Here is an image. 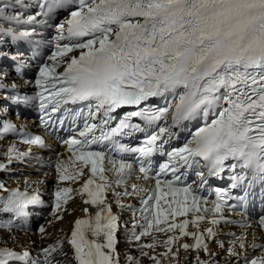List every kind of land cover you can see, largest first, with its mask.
Listing matches in <instances>:
<instances>
[{
    "label": "snow or ice",
    "instance_id": "obj_1",
    "mask_svg": "<svg viewBox=\"0 0 264 264\" xmlns=\"http://www.w3.org/2000/svg\"><path fill=\"white\" fill-rule=\"evenodd\" d=\"M34 6L39 11L25 18L16 11L18 7H29L24 0L0 3V34L13 40L27 39L35 28L17 34L13 26L25 24L55 27L57 31L56 51L49 57L53 63L42 65L35 80L40 90L31 96H13L11 100L38 102L39 110L48 117L41 118L46 128L55 127L50 113L61 111L62 105L89 108L79 132L82 139L65 141L71 156L55 163L60 181L75 182L85 169L90 173L75 191L81 196L87 194L84 203L97 211L87 219L75 221L67 241L74 250L75 264H120L119 223L107 201L109 192L115 203L133 211V216L135 211L141 213L143 223L133 222V229L141 231L133 230V239L139 241L142 236L151 235V230L172 232L166 245L181 236H190L194 243L181 247L211 255L206 240L214 239L215 234L211 227L199 231L201 222L235 223L224 218V211L225 207L234 211L237 205H229L228 200L233 198L217 189L216 200L207 207L209 202L199 193L208 178H219L227 169L231 172V188L250 189L259 182L264 189V0H37ZM58 9H71L70 18L53 24ZM76 50L78 56H69ZM61 63L66 66L57 72ZM7 87L0 84V88ZM153 97L163 98L166 106H147ZM142 104L145 106L140 107ZM123 106H136L138 110L110 127L115 119L111 114ZM93 107L95 113L91 111ZM63 111L60 126L65 117L83 116L82 109L74 112L65 107ZM101 111L104 118L92 123ZM133 117L141 118L147 126L156 125L158 131L148 132L147 127L132 123ZM161 120L165 126H159ZM194 120L199 126L193 130L185 122ZM177 128L190 137L180 147L172 146L173 139L179 138L174 131ZM10 130L15 131V125L5 122L0 137ZM133 132L146 133L142 146L130 147L115 139ZM23 142L45 144L40 136H29ZM93 145L99 150H92ZM125 153L136 154L132 159L139 164L138 169L128 162ZM156 154L167 156V162L160 164L158 170L153 169L152 157ZM24 155L14 145L8 149L9 161ZM4 167L0 164V169ZM169 173L170 178L162 179ZM133 176L154 181V187L129 185ZM73 191L70 187L56 190L53 215L68 203ZM248 195L245 191L244 196L235 199L243 206ZM129 196H139L142 207L133 210V205H124L123 198ZM36 203H43L38 195L29 196L16 189L0 198V213L26 217L28 205ZM189 214L191 218H187ZM177 217L186 218L177 221ZM255 223L264 234V215ZM190 225L197 231H189ZM241 226L250 228L252 223L246 221ZM39 231L43 233L45 229L40 227ZM239 239L240 248H244V237ZM258 239H264V235L258 237L254 232L250 247L260 249V255L245 257V264H264V243H257ZM141 247L154 248L155 243ZM57 251L67 256L63 241L43 249V260L31 258L28 251L18 253L4 247L0 248V264H57L52 256ZM227 251L238 255L234 248ZM171 252L169 247L168 253ZM128 259L139 264L134 257ZM151 259L160 264L155 257ZM196 260L197 264H208L199 256Z\"/></svg>",
    "mask_w": 264,
    "mask_h": 264
},
{
    "label": "bare ground",
    "instance_id": "obj_2",
    "mask_svg": "<svg viewBox=\"0 0 264 264\" xmlns=\"http://www.w3.org/2000/svg\"><path fill=\"white\" fill-rule=\"evenodd\" d=\"M80 201H81V199H80ZM81 208V206H80V204H79V202L78 203H75V204H73V206L71 207V209H73V210H78V209H80ZM67 215H69V214H65L64 216H67ZM55 223H52L51 225H54ZM5 235H10V233H6V232H4V231H1V233H0V243L2 242V237L3 236H5ZM8 241V240H7ZM136 250H139V247H137V249ZM165 260H164V263H170V258H168V257H165L164 258ZM182 262H185L186 264H191L190 262H187L186 260H184V259H180L179 261H178V263L177 264H182Z\"/></svg>",
    "mask_w": 264,
    "mask_h": 264
},
{
    "label": "rangeland",
    "instance_id": "obj_3",
    "mask_svg": "<svg viewBox=\"0 0 264 264\" xmlns=\"http://www.w3.org/2000/svg\"><path fill=\"white\" fill-rule=\"evenodd\" d=\"M4 238H6L7 240H9L8 236H5ZM170 263H172V262H170ZM167 264H169V263H167Z\"/></svg>",
    "mask_w": 264,
    "mask_h": 264
}]
</instances>
